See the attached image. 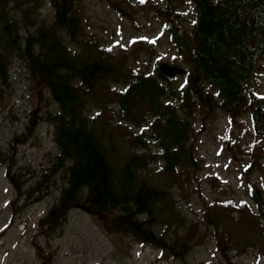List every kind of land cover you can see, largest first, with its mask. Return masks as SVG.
<instances>
[{"label":"trees","instance_id":"obj_1","mask_svg":"<svg viewBox=\"0 0 264 264\" xmlns=\"http://www.w3.org/2000/svg\"><path fill=\"white\" fill-rule=\"evenodd\" d=\"M41 1L0 0V79L8 74L9 51H20L56 104L46 112L59 150L50 172L62 173L64 186L40 224L55 229L70 208L81 207L103 217L110 230L183 258L188 241L176 235L171 243L169 236L172 229L179 234L177 197L187 198L198 165L197 114L220 109L235 124L250 109L259 137L248 145L250 169L264 157V100L249 88L264 62V0H191L192 19L182 11L184 0H163L158 15L175 58L186 65L175 77L158 65L151 72L128 68L135 46L153 52L156 42L133 40L117 54L95 36L84 38L83 0H50L49 23L40 20ZM105 1L121 18H131V0ZM133 59L139 61L137 53ZM11 171L7 177L22 195L21 175ZM249 185L255 207L231 199L212 205L221 220L205 214L215 234L220 221L225 225L217 237L223 248L227 242L237 252L264 245V196L254 182Z\"/></svg>","mask_w":264,"mask_h":264},{"label":"rangeland","instance_id":"obj_2","mask_svg":"<svg viewBox=\"0 0 264 264\" xmlns=\"http://www.w3.org/2000/svg\"><path fill=\"white\" fill-rule=\"evenodd\" d=\"M131 1V18L118 16L105 0L80 2L83 37L95 36L101 46L117 54L130 48L133 40L155 41L153 52L135 46L127 59L128 68L151 72L156 65L166 63L185 69L181 57L175 58L166 22L158 15L165 2L152 0L154 5L141 8L138 2L142 0ZM184 1L182 11L192 19L191 0ZM40 15L42 22L52 21L50 0L41 1ZM134 53L139 61L133 59ZM19 54L9 51L5 65L8 74L5 80L0 79V150L4 154L0 156V264H264V245L247 246L245 252H237L227 242L223 248L217 237L225 225L220 221V231L215 234L211 219H205L207 212L221 220V214L212 207L218 201L244 199L255 207L250 182L264 196V157L260 165L249 166L248 145L259 139L250 109L242 112L235 124L220 109L197 114L194 157L198 165L187 198L177 197L182 213L179 234L172 229L169 236L171 243L176 242V235L188 241L183 258L112 231L103 217L81 207L70 208L66 220L55 229L42 226L40 220L60 199L64 186L62 173L50 172L59 150L46 112L54 111L56 104ZM181 76L178 83L183 81ZM249 84L253 95L264 100V62ZM260 140L264 145V137ZM9 167L11 174L21 175L22 195L7 177ZM44 175L50 178L46 184Z\"/></svg>","mask_w":264,"mask_h":264},{"label":"water","instance_id":"obj_3","mask_svg":"<svg viewBox=\"0 0 264 264\" xmlns=\"http://www.w3.org/2000/svg\"><path fill=\"white\" fill-rule=\"evenodd\" d=\"M160 71L162 73H164L165 75H167L168 77H174L176 75H181V74H185V69L180 68V67H176V66H171L169 64L166 63H162L160 66Z\"/></svg>","mask_w":264,"mask_h":264},{"label":"snow or ice","instance_id":"obj_4","mask_svg":"<svg viewBox=\"0 0 264 264\" xmlns=\"http://www.w3.org/2000/svg\"><path fill=\"white\" fill-rule=\"evenodd\" d=\"M142 2H143V0H142ZM153 43H155V41H153Z\"/></svg>","mask_w":264,"mask_h":264}]
</instances>
